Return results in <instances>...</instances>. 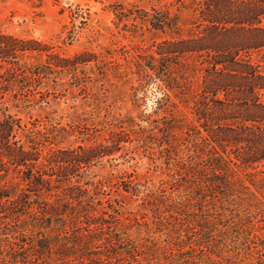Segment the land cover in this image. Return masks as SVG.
Returning <instances> with one entry per match:
<instances>
[{
    "label": "rangeland",
    "instance_id": "rangeland-1",
    "mask_svg": "<svg viewBox=\"0 0 264 264\" xmlns=\"http://www.w3.org/2000/svg\"><path fill=\"white\" fill-rule=\"evenodd\" d=\"M193 8L172 0H0V34L34 39L47 49L19 64L92 54L75 69L49 68V79L41 84L45 95L21 101L0 94V121L12 116L38 131L33 137L45 153L105 144L113 131L127 134L112 156L88 169H71L77 181L90 184L82 207L73 202L80 216L74 232L56 230L53 222L55 228L41 234L23 219L0 214V264H264V162L247 167L234 159V144H227L217 150L231 161L230 170L215 176L209 166L213 152L187 132L191 124L199 125L194 101L210 91L201 60L182 59L179 73L189 95L183 103L172 98L171 108L179 128L159 132L133 106L138 65L161 42L178 37L168 29L155 30L142 11L177 17L186 36L199 22ZM247 58L264 75V52L249 51ZM160 96L149 85L146 94H138L140 109L151 113ZM229 123L242 135L241 153L259 149L263 136L256 139L241 129L240 120ZM261 123L258 131L264 134ZM25 135L18 138L25 141ZM224 180L229 184H221ZM21 187L12 172L0 173V190L11 198ZM55 199L52 211L58 213L64 197ZM88 220L100 224L92 233Z\"/></svg>",
    "mask_w": 264,
    "mask_h": 264
},
{
    "label": "trees",
    "instance_id": "trees-1",
    "mask_svg": "<svg viewBox=\"0 0 264 264\" xmlns=\"http://www.w3.org/2000/svg\"><path fill=\"white\" fill-rule=\"evenodd\" d=\"M172 3L193 4L192 11L198 15L199 22L194 23L195 27L184 36L177 17L157 13L154 9L152 13L142 11L143 18L155 30L168 29L178 37L161 42L154 52L158 57L153 54L138 65L139 83L133 95L134 108L142 121L152 122L153 128L159 132L169 134L171 129L179 128L171 118L172 98L183 103L185 96L189 95L185 87L186 78L179 69L183 67L182 59L198 58L205 73L204 83L210 91L205 92L206 96L201 100L194 101L193 114L199 125L187 127L189 137L202 140L213 152L209 166L215 176L227 175L230 170L228 163L231 161L217 150L227 144H234L237 162L255 168L253 166L264 162V134L257 127H262L261 122H264V75L247 57L249 51L264 52V0H172ZM46 51L45 45L37 40L0 34V68H3L0 72V94L11 93L21 101L37 94L45 95L41 84L49 79V68L75 69L92 58V54L82 53L69 59L52 56L57 61H49L46 65L19 64V59ZM62 63L65 65H60ZM149 85H153L161 96L155 99L154 111L146 113L140 109L138 94H146ZM159 112L163 116L153 118ZM159 120H162V127L158 125ZM235 120H240L241 129L250 131L256 139L263 136L259 149L241 153L238 141L241 134H236L229 123ZM24 131L29 134L25 135V141L18 138V134ZM37 133L26 129L19 119L12 116L0 121V173L12 172L22 185L13 198L6 189L0 190V214L5 219H23L41 234L55 228L53 222L59 226L56 230L74 232L80 216L74 213L73 202L82 207L81 203L89 198L84 194L89 193L87 186L90 184L77 181L71 169H88L93 162L112 156L120 150L121 143L125 142L121 138L127 134L113 131L105 144L45 153L41 141L33 137ZM221 184L229 182L224 180ZM60 196L64 197V202L56 206L59 210L54 213L50 200L57 201L55 198ZM85 207L90 208V203ZM98 225L91 220L86 222L91 233L92 227ZM76 235L83 236L82 233ZM104 256L111 258L108 254Z\"/></svg>",
    "mask_w": 264,
    "mask_h": 264
}]
</instances>
